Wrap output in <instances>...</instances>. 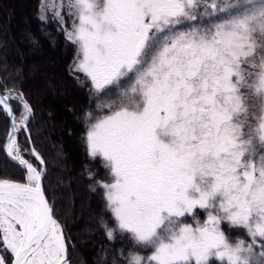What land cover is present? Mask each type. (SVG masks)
<instances>
[{
    "label": "snow or ice",
    "instance_id": "6c2138e0",
    "mask_svg": "<svg viewBox=\"0 0 264 264\" xmlns=\"http://www.w3.org/2000/svg\"><path fill=\"white\" fill-rule=\"evenodd\" d=\"M40 11L107 109L84 114L88 155L110 181L91 190L113 221L100 219L107 240L130 246L102 248V264H264V0H45ZM0 113V151L25 174L0 178V264H71L45 161L19 141L32 106L5 84Z\"/></svg>",
    "mask_w": 264,
    "mask_h": 264
},
{
    "label": "trees",
    "instance_id": "16d2710c",
    "mask_svg": "<svg viewBox=\"0 0 264 264\" xmlns=\"http://www.w3.org/2000/svg\"><path fill=\"white\" fill-rule=\"evenodd\" d=\"M41 3L43 0H0V25L5 28L4 31L0 27V91L6 84L14 92L22 93L32 106L28 126L31 143L45 161L43 187L54 206L55 218L63 225L71 264H102L99 259L102 248L130 246L126 236H118L115 243L107 240L100 228V219L103 217L110 224L113 221L105 209L102 189L91 190L98 180L110 181L102 158L93 159L88 155L84 114L95 110L99 116L107 114V109H96L97 101L90 85L81 84L75 78L79 75L80 80H84L83 74L71 71L76 46L65 39L59 25L39 18ZM58 66L64 82L77 93V100H59L54 87L46 94L30 91L27 77L31 76V83L35 84L39 69L50 67V75ZM55 80L56 77L51 82ZM12 106L18 112L16 101ZM8 126V118L0 113V142ZM18 135L20 143L29 147L26 132ZM26 158L40 166L30 155ZM24 175L23 170L0 151V177L23 181ZM86 209H90L91 215ZM197 215L203 219L206 214L198 212ZM87 216L92 220L86 221ZM185 220L191 221L190 217ZM225 230L232 238L244 235L242 231ZM150 253L151 249L142 250V255ZM112 255L114 252L109 255V261Z\"/></svg>",
    "mask_w": 264,
    "mask_h": 264
},
{
    "label": "rangeland",
    "instance_id": "374dc122",
    "mask_svg": "<svg viewBox=\"0 0 264 264\" xmlns=\"http://www.w3.org/2000/svg\"><path fill=\"white\" fill-rule=\"evenodd\" d=\"M43 2H45V0H43ZM0 27H2L5 31V28L2 25H0ZM44 70H46V71L44 72ZM29 71H30V69H29ZM50 71H51L50 67L49 68L48 67L43 68V71L39 69V76L36 77L37 82L35 84L31 83V80H32L31 76L27 77V82H28L27 85H28L30 91L34 92L36 90L37 92H40L41 94H46L47 91H50L51 88L54 87V89L56 90L55 92L57 93V96H59V100H77V96H78L77 93L72 88V86L70 87L69 85H67V83L64 82V79H63V77L60 73V70H59V66L54 71L52 70L53 73L49 75L48 72H50ZM54 77H56L55 82H51V80ZM44 79H46L45 82H43ZM55 154L57 155V153H55ZM86 210H87V213H89L91 215V212H89L90 209H86ZM197 218H199L200 220L204 219V218L201 219V217H199L198 215H197ZM190 219H191V221L184 220L183 222L184 223H193V219L191 217H190ZM85 220L90 221V220H92V217L87 216ZM81 230H84V228H81ZM0 254L3 255V253L1 251H0Z\"/></svg>",
    "mask_w": 264,
    "mask_h": 264
},
{
    "label": "water",
    "instance_id": "95a60500",
    "mask_svg": "<svg viewBox=\"0 0 264 264\" xmlns=\"http://www.w3.org/2000/svg\"><path fill=\"white\" fill-rule=\"evenodd\" d=\"M0 92H2V91H0ZM8 130H9V126H8ZM26 134H27V136L29 135V132H26ZM31 147H33V145H32V143H29V148H31ZM5 154V153H4ZM5 156H6V154H5ZM7 157V156H6ZM8 159V158H7ZM9 160V159H8ZM12 162V161H11ZM13 163H15V162H13ZM33 163V162H32ZM34 164V163H33ZM35 165V164H34ZM41 167V166H40ZM44 167V166H43ZM45 168V167H44ZM0 178H3V177H0ZM9 179V178H8ZM13 180H15V179H13ZM15 181H18V182H23V181H19V180H15ZM44 188V187H43ZM44 191H45V195H46V197L48 198V200H49V202H50V204H52V201L49 199V196H48V194H47V192H46V190H45V188H44ZM53 205V204H52ZM1 255V254H0Z\"/></svg>",
    "mask_w": 264,
    "mask_h": 264
}]
</instances>
